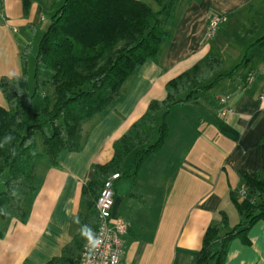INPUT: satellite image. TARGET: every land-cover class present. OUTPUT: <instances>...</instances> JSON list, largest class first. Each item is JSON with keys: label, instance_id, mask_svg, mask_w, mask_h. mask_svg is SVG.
<instances>
[{"label": "crops", "instance_id": "0c3cea01", "mask_svg": "<svg viewBox=\"0 0 264 264\" xmlns=\"http://www.w3.org/2000/svg\"><path fill=\"white\" fill-rule=\"evenodd\" d=\"M172 1L160 18L165 36L159 53L124 83L119 101L85 123L78 151L64 153L57 166H37L35 191L23 204L26 218H1L0 264L63 259L64 250L82 237L87 209L81 190L93 167L111 161L113 144L150 102L165 99L169 81L211 54L221 60L222 69L229 58H240L250 41L252 53L246 51L229 72L246 58L243 67L219 79L197 101L173 106L161 147L136 177L115 181L112 216L129 225L120 264H191L207 227L219 222V212L227 214L229 223L237 214L231 197L242 198L240 172L264 177V43L258 44L264 35L252 41L264 28V0ZM0 13L21 43L13 68L17 75L21 47L39 40L49 27L51 0H31L27 16L21 0H1ZM215 14L227 21L208 39V21ZM249 74L252 81L246 84ZM226 96L229 102L221 104ZM130 165L125 163V169ZM223 264H264V219L229 241Z\"/></svg>", "mask_w": 264, "mask_h": 264}, {"label": "trees", "instance_id": "16d2710c", "mask_svg": "<svg viewBox=\"0 0 264 264\" xmlns=\"http://www.w3.org/2000/svg\"><path fill=\"white\" fill-rule=\"evenodd\" d=\"M21 1L27 16L31 0ZM151 1L158 10L138 0H51L50 24L34 57L33 88L27 72L32 44L20 49L21 73L0 77L5 103L0 105V175L7 176L0 192V220L4 215L26 218L23 204L35 191L39 163L44 159L57 166L64 153L78 151L85 123L119 101L124 83L159 53L165 36L160 18L171 0ZM262 42L264 38L258 44ZM244 61L228 74L217 75L222 62L211 54L166 84L165 99L150 102L146 113L113 144L111 161L93 167L81 190L87 209L81 218L83 228L93 233L97 227L95 204L105 181L116 173L136 177L147 157L161 147L172 107L197 101ZM37 95L40 111L34 108ZM130 157L131 165L125 169ZM240 176L247 195L231 197L239 222L231 228L227 214L220 211L219 222L207 227L191 264H223L229 241L264 219V177L245 170ZM86 240L84 236L74 240L63 259L51 264H78Z\"/></svg>", "mask_w": 264, "mask_h": 264}, {"label": "built area", "instance_id": "2783aa9c", "mask_svg": "<svg viewBox=\"0 0 264 264\" xmlns=\"http://www.w3.org/2000/svg\"><path fill=\"white\" fill-rule=\"evenodd\" d=\"M227 21L225 15L215 14L209 18L206 38L210 39L215 36L219 26ZM15 32V30H13ZM252 76L248 75L246 84L251 83ZM229 96L221 98V104H227ZM229 110H225L223 114ZM120 178L118 173L110 176L104 183V186L96 200V210L98 215L97 227L92 233L94 239L100 243L93 247L88 240L84 245L78 264H120L124 242L123 237L127 233L129 225L123 219L112 216V207L114 199V183ZM247 191L242 188L240 196L246 197Z\"/></svg>", "mask_w": 264, "mask_h": 264}, {"label": "rangeland", "instance_id": "374dc122", "mask_svg": "<svg viewBox=\"0 0 264 264\" xmlns=\"http://www.w3.org/2000/svg\"><path fill=\"white\" fill-rule=\"evenodd\" d=\"M144 3H146L147 5H149L151 8H153L154 10H158V6L154 4V2H152L151 0H141ZM171 3H173V1H170ZM164 17L161 16V19H163ZM264 35V28H262L258 34L256 36H254L253 40L261 37ZM18 34H13L11 33V31H9L8 29H6L5 25L3 24V20H2V15L0 13V77L3 75L6 76H12L14 75L15 72V65H16V61H17V55L19 53V49H18V45H20L21 43L18 41L17 39ZM38 39L37 37H35L32 40V52L29 55V58L27 60V72H28V76H29V81H30V86L31 89L33 88L34 82H33V74H34V57L37 51V45H38ZM250 42L246 43V47H244V50L241 53L240 58L237 59V57H232L229 58L228 62L225 64V66L218 72V74H225L227 72H229L234 66H236L239 62H241V60L243 59L245 52L247 51L249 54L252 53L251 49L249 50V44ZM13 68L15 69L13 71ZM40 100H41V95H37L34 98V108L36 111H40ZM4 98L0 92V105H4ZM37 150L38 151H42V147L40 145V142L37 146ZM131 157L127 160L126 162V166L130 165L131 163ZM46 161L43 159L39 164H40V168H43L42 166L45 165ZM7 176L6 174H2L0 175V192L3 189V185L4 182L6 180ZM239 222V218L238 215L236 213H234L231 216L230 219V227H234L235 225H237V223Z\"/></svg>", "mask_w": 264, "mask_h": 264}, {"label": "clouds", "instance_id": "9594fccd", "mask_svg": "<svg viewBox=\"0 0 264 264\" xmlns=\"http://www.w3.org/2000/svg\"><path fill=\"white\" fill-rule=\"evenodd\" d=\"M7 139H9V138L6 137V140ZM81 234H82V236H84L89 241V243H91L93 245V247L97 246L100 243V241L98 239L93 238L92 230L90 228H88L87 226H85L82 229Z\"/></svg>", "mask_w": 264, "mask_h": 264}]
</instances>
